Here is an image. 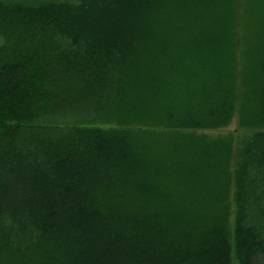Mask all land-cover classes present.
Masks as SVG:
<instances>
[{"label":"trees","instance_id":"1","mask_svg":"<svg viewBox=\"0 0 264 264\" xmlns=\"http://www.w3.org/2000/svg\"><path fill=\"white\" fill-rule=\"evenodd\" d=\"M239 10L0 2V264H264V7L246 45ZM240 100L234 172L233 140L162 159L128 129H224Z\"/></svg>","mask_w":264,"mask_h":264},{"label":"rangeland","instance_id":"2","mask_svg":"<svg viewBox=\"0 0 264 264\" xmlns=\"http://www.w3.org/2000/svg\"><path fill=\"white\" fill-rule=\"evenodd\" d=\"M0 2L4 3H23V4H39L44 2H74V0H0ZM240 10L237 14V22H238V30H237V40L240 44L246 45L248 41L257 37L255 34L256 27L250 25L251 22L258 20L259 14L257 13L259 8L264 7V0H239ZM253 10H256L255 14ZM1 43V40H0ZM244 46H241V51L244 50ZM242 104V100L237 102L236 114L231 125L224 129L219 130H202V131H174V130H164L155 128L153 133L149 130H145L142 132L137 133L139 127L137 126H130L128 129L135 130L134 134L139 141L142 142L146 146L145 153L146 155L152 156V151L158 155V158H165V154L175 155L181 154L182 150L187 147L188 150H193L197 144V141L200 140L201 142H213V141H226L229 142L233 140V151H232V158H231V171L234 172L237 161H238V151L241 149L242 143L245 140H248L255 132L245 130L239 125V109L240 105ZM105 123H97L94 127H102L104 129L110 128H118L116 121H109L110 123L103 121ZM148 131V132H146ZM174 147L176 145L180 146L179 148L168 149L164 151V146L162 145L163 142L168 141L169 139H173L174 135ZM178 135V136H177ZM200 142V143H201ZM190 146V147H188ZM144 151V150H143ZM229 199L233 200V192L229 196ZM231 214L233 220L234 217V206L231 205ZM233 264H238L236 259H234Z\"/></svg>","mask_w":264,"mask_h":264},{"label":"bare ground","instance_id":"3","mask_svg":"<svg viewBox=\"0 0 264 264\" xmlns=\"http://www.w3.org/2000/svg\"><path fill=\"white\" fill-rule=\"evenodd\" d=\"M162 48V47H161ZM143 108V107H142ZM184 238V237H183Z\"/></svg>","mask_w":264,"mask_h":264}]
</instances>
